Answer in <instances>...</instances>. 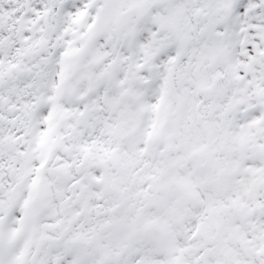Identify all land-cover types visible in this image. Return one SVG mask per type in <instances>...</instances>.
Here are the masks:
<instances>
[{
    "label": "snow or ice",
    "instance_id": "snow-or-ice-1",
    "mask_svg": "<svg viewBox=\"0 0 264 264\" xmlns=\"http://www.w3.org/2000/svg\"><path fill=\"white\" fill-rule=\"evenodd\" d=\"M0 264H264V0H0Z\"/></svg>",
    "mask_w": 264,
    "mask_h": 264
}]
</instances>
